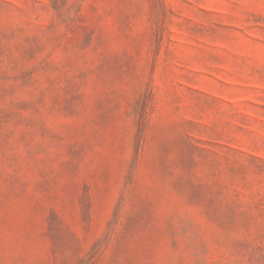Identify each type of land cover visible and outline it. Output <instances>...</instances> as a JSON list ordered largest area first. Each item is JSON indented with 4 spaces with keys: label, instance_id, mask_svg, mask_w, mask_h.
Here are the masks:
<instances>
[{
    "label": "rangeland",
    "instance_id": "rangeland-1",
    "mask_svg": "<svg viewBox=\"0 0 264 264\" xmlns=\"http://www.w3.org/2000/svg\"><path fill=\"white\" fill-rule=\"evenodd\" d=\"M0 264H264V0H0Z\"/></svg>",
    "mask_w": 264,
    "mask_h": 264
}]
</instances>
